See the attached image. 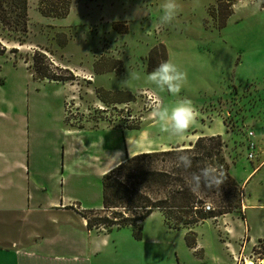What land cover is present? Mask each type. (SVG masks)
Segmentation results:
<instances>
[{
	"label": "rangeland",
	"instance_id": "rangeland-1",
	"mask_svg": "<svg viewBox=\"0 0 264 264\" xmlns=\"http://www.w3.org/2000/svg\"><path fill=\"white\" fill-rule=\"evenodd\" d=\"M37 1L27 0V31L21 36V44L15 32L0 27V50L4 48L0 54V81L4 80L0 88V147L6 143L16 146L17 137L26 133L20 122L17 124L13 119L18 114L15 110H18L19 100L24 115L29 108L32 110V105L42 104L43 100H49L52 114L58 112L54 109V97L50 96L52 88L48 85L44 88L35 79L32 54L40 50L47 61L55 63L51 67H58L57 75L69 77L60 82L70 87L65 97L70 106L65 108L63 102L64 116L69 112L70 124L67 125L78 129L97 128L87 134V141L105 126L118 129L122 134L149 130L151 150L193 142L200 133L220 135L230 174L235 179L244 178L264 159V7L261 9L254 0L243 9L236 8L222 32L212 29L213 20L207 13V7L216 5V0H177L179 10L169 24H161L158 19L163 0H71L63 22L72 25H59L56 18L41 15ZM239 18L242 19L237 21ZM111 19L126 25L127 31H115L111 26L113 21H107ZM203 19H206L205 24ZM59 33L65 37L64 46L56 42ZM220 35L231 45L226 47L225 58L229 69L225 68L221 84L217 86L219 75H213L206 54L196 52V45L207 43L209 36L217 38ZM158 42L165 44L168 60L185 73L176 96L156 89L145 71L146 55ZM96 61L97 70L94 68ZM107 65L112 69L107 71ZM86 76L91 79H85ZM219 87L228 92L221 95ZM97 88L129 91L133 98L126 102L104 103L99 99ZM148 94L156 102L147 101ZM178 98L191 100L196 110L194 123L179 139L163 132L154 115L158 105H171ZM26 100L31 104L28 107ZM9 101L14 104V110L5 106ZM5 114L10 115L8 120ZM48 115L45 112V116ZM247 130H252L255 143L252 159L246 156ZM113 135V140L121 141L120 135ZM84 155L82 162L90 165L91 155ZM258 168L248 176L249 186L245 192L242 190V198L248 193L259 195L264 201V160ZM84 169L78 176H71L67 191L76 194L85 208H96L95 205L101 203L100 180L89 168ZM213 199L209 206L215 205ZM255 208L261 210H242V217L237 212L229 213L226 222L237 230L242 229V264L246 260L253 264L264 263V207ZM159 217L155 216L154 221ZM209 227L210 224L203 222L195 230L200 236H206ZM95 228L106 231L114 230L115 226L92 229Z\"/></svg>",
	"mask_w": 264,
	"mask_h": 264
},
{
	"label": "crops",
	"instance_id": "crops-1",
	"mask_svg": "<svg viewBox=\"0 0 264 264\" xmlns=\"http://www.w3.org/2000/svg\"><path fill=\"white\" fill-rule=\"evenodd\" d=\"M252 1H235L228 19L236 8L243 9ZM254 2L263 9L260 0ZM65 17L56 18V24L72 25L63 22ZM226 24L220 29L212 26V29L222 32ZM230 45L221 35L209 36L207 43L196 45V52L206 54L213 75H219L217 86L221 84L225 68L229 69L225 58L226 47ZM239 63L241 65L242 61ZM36 81L44 88L46 85L52 88L50 96L54 97V109L58 112L52 114L49 100H43L42 104L32 105V110L29 108L24 115L19 100L18 110H15L18 114L13 119L17 124L20 122L26 133L17 137L16 146L6 143L0 147V264H242V229L227 225L229 214L205 219L204 223L211 226L206 236H200L196 226L192 247L184 241L186 230L166 226L159 211H153L142 221L140 239H135L128 227L109 232L88 229L86 219L78 212L85 206L76 194L67 191L71 176L76 177L84 168H89L101 181L102 174L126 155L151 150L149 130L122 134L118 129L105 126L87 141V134L97 128H71L64 119L63 102L70 87L55 81ZM3 85L4 80L0 81V88ZM219 89L221 95L228 92L223 87ZM57 100H60L58 104ZM26 103L28 107L29 100ZM6 105L14 110L11 101ZM45 112L49 115L45 116ZM6 117L8 120L10 115ZM113 134L120 135L121 141L113 140ZM84 153L91 155L90 165L82 162ZM263 160L244 178H234L241 192L246 191L248 176L260 169L257 167ZM95 207H101V203ZM255 207H264V201L259 195L245 193V198L241 197V209H259ZM155 216H160L156 222Z\"/></svg>",
	"mask_w": 264,
	"mask_h": 264
},
{
	"label": "trees",
	"instance_id": "trees-1",
	"mask_svg": "<svg viewBox=\"0 0 264 264\" xmlns=\"http://www.w3.org/2000/svg\"><path fill=\"white\" fill-rule=\"evenodd\" d=\"M235 1L237 0H216V5L207 7L213 27L220 29L225 26ZM70 3L71 0H38L37 9L43 16L63 18L69 12ZM260 3L264 7V0H260ZM26 11L27 0H0V27L15 32L19 44L23 41L21 36L27 31ZM203 23H206V19H203ZM111 26L119 33L127 31L126 25L117 21H113ZM56 42L59 46H64V35L59 33ZM2 50L3 47L0 54L3 53ZM163 60H168L167 49L163 42H158L146 55L145 71L150 73ZM51 64L43 51H33L32 68L37 73L36 80L62 82L69 78L57 75L55 70L58 67H51ZM97 65V61L94 62L96 70ZM106 67L107 71L112 69L110 65ZM96 92L104 103L126 102L133 98L125 90L111 92L97 88ZM64 119L70 124L68 117L64 116ZM178 154H186L191 158L190 169L176 166ZM208 166L217 170L221 183L202 184L199 190H191L188 184L190 173ZM100 184L101 207L78 210L86 219L88 229L99 226H115V229L130 226L133 237L140 239L142 221L153 211H159L166 226L187 229L184 241L188 247H192L196 237L194 227L205 219L232 212H237L242 217L241 188L230 174L220 135H201L188 144L126 155L122 161L102 174ZM211 199L215 205L206 209L205 205H209ZM111 230L106 229L107 232Z\"/></svg>",
	"mask_w": 264,
	"mask_h": 264
},
{
	"label": "clouds",
	"instance_id": "clouds-1",
	"mask_svg": "<svg viewBox=\"0 0 264 264\" xmlns=\"http://www.w3.org/2000/svg\"><path fill=\"white\" fill-rule=\"evenodd\" d=\"M161 24H169L175 18L179 10L177 0H163L159 5ZM149 81L156 89L167 91L176 96L180 92L185 79V73L171 60H163L147 74ZM195 107L191 100L178 98L171 105L161 104L155 110V119L160 129L169 137L181 138L186 130L194 123ZM176 166L188 170L192 166L191 158L186 154H178ZM219 173L211 166L201 168L198 172L190 173L188 184L191 190H199L202 184L219 185Z\"/></svg>",
	"mask_w": 264,
	"mask_h": 264
},
{
	"label": "built area",
	"instance_id": "built-area-1",
	"mask_svg": "<svg viewBox=\"0 0 264 264\" xmlns=\"http://www.w3.org/2000/svg\"><path fill=\"white\" fill-rule=\"evenodd\" d=\"M51 63L55 64L52 60H50ZM91 79L90 76H86L85 79ZM147 97V101L149 100L150 103L156 102V99L151 95L148 94L146 95ZM70 106L69 101H64V107L68 108ZM69 112H67V114L65 115L66 117H68ZM253 137V132L252 130H247L246 131V138H247V142H246V149H247V158L252 159L253 158V154H254V148H255V143L252 140ZM240 197H242V192L240 193ZM206 209H209V205H205Z\"/></svg>",
	"mask_w": 264,
	"mask_h": 264
},
{
	"label": "bare ground",
	"instance_id": "bare-ground-1",
	"mask_svg": "<svg viewBox=\"0 0 264 264\" xmlns=\"http://www.w3.org/2000/svg\"><path fill=\"white\" fill-rule=\"evenodd\" d=\"M263 261V260H261ZM244 264H253V262H251L250 260H246Z\"/></svg>",
	"mask_w": 264,
	"mask_h": 264
}]
</instances>
